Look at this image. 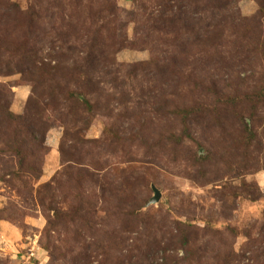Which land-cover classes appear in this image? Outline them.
Returning <instances> with one entry per match:
<instances>
[{"label":"rangeland","instance_id":"obj_1","mask_svg":"<svg viewBox=\"0 0 264 264\" xmlns=\"http://www.w3.org/2000/svg\"><path fill=\"white\" fill-rule=\"evenodd\" d=\"M10 1L42 15L41 57L82 67L95 93L87 130L78 102L48 112L40 178L0 154V264H264V0ZM180 10L183 29L168 21ZM0 92L24 115L33 83L17 62L0 69ZM68 165L90 172L93 231L50 239L37 191L71 188Z\"/></svg>","mask_w":264,"mask_h":264},{"label":"trees","instance_id":"obj_2","mask_svg":"<svg viewBox=\"0 0 264 264\" xmlns=\"http://www.w3.org/2000/svg\"><path fill=\"white\" fill-rule=\"evenodd\" d=\"M51 2L57 4L56 7L62 4L61 0H51ZM109 9L111 8L107 6V11ZM46 14L45 17L52 21L50 9L46 10ZM101 14L102 11H94L91 17H98ZM181 15L180 10L179 14L175 13L174 18L168 21L178 23L179 28L183 29L185 22ZM39 16L42 15L33 6L24 11L17 3L10 0H0V69L9 70V64L17 62L23 79L33 83V92L28 100L24 115L14 114L11 111V101L0 92V154L9 155L16 160L18 171L15 174L17 176L23 175L24 177L27 175L32 179L40 178L43 174L44 157L47 154L46 138L53 128L47 119L48 112L55 111L61 114L67 104L72 101L78 102L80 108L77 110V123L83 121L82 127H85L83 130H87L90 127L91 116L94 112V105L90 97L95 93L88 71L78 65H72L70 68L61 65L52 67L41 57V51L34 45L35 39L39 38L45 27L44 20H39ZM99 39L101 38L98 34L92 36L90 39L93 43L91 50L94 46V48L99 46ZM116 44V41L113 42L112 47ZM119 44H123V47L126 46L124 43ZM155 62L153 60L152 63ZM232 103H234L233 100ZM183 110L179 108L174 113L179 114ZM189 136L187 128L180 135L171 133V137L177 145L183 144L185 138ZM61 150L64 154V150L62 148ZM197 161L201 162V160ZM70 162L68 163L70 164ZM66 169L69 172L65 175L75 186L73 185L64 191L61 181L58 182L59 178H57V187L53 182L41 186L37 191L39 204L44 213L47 214V226L44 234L50 239L53 233L61 230L62 226L67 231L79 226L80 229L93 231L92 226L87 225L91 221L87 220V215L94 204L91 195L85 188V181H87L90 172L74 167V165H68ZM15 174L13 175L15 176ZM244 187L248 195L255 193V191L254 193L251 192L252 186L245 185ZM254 189L259 192L257 186ZM60 191L62 192V199H60ZM237 197L240 198V195L238 194ZM192 228V226L182 225L183 231L189 235L192 234ZM179 230L182 231L180 227ZM75 240L77 245L82 244L83 246L85 242L80 237L75 238ZM188 243H190L189 240L186 244ZM49 246L46 245V251H50ZM85 249L89 251L87 247ZM73 252L75 251L67 254L70 253L72 256ZM81 253V258L77 261L83 259L90 261L92 259L86 252L82 251ZM62 257L65 258L66 255H62Z\"/></svg>","mask_w":264,"mask_h":264},{"label":"water","instance_id":"obj_3","mask_svg":"<svg viewBox=\"0 0 264 264\" xmlns=\"http://www.w3.org/2000/svg\"><path fill=\"white\" fill-rule=\"evenodd\" d=\"M153 191H154L155 197L151 200L150 204L156 205L161 200V193L155 187H153Z\"/></svg>","mask_w":264,"mask_h":264}]
</instances>
